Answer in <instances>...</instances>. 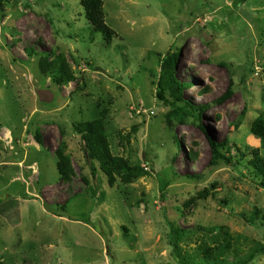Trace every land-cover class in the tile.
<instances>
[{"label":"rangeland","instance_id":"1","mask_svg":"<svg viewBox=\"0 0 264 264\" xmlns=\"http://www.w3.org/2000/svg\"><path fill=\"white\" fill-rule=\"evenodd\" d=\"M81 1L0 0V264H178L171 243L185 264L203 249L249 259L264 246V140L251 133L264 0H101L110 40ZM176 53L183 102L201 114L157 97ZM99 118L125 166L112 184L77 130ZM210 142L224 145L213 164Z\"/></svg>","mask_w":264,"mask_h":264},{"label":"trees","instance_id":"2","mask_svg":"<svg viewBox=\"0 0 264 264\" xmlns=\"http://www.w3.org/2000/svg\"><path fill=\"white\" fill-rule=\"evenodd\" d=\"M81 4L85 10V18L91 23L94 27L95 32L102 33L105 35L107 40H110V31L104 25L102 20V1L101 0H82ZM178 60V53L173 55H167L164 57L161 70H162V79L160 78V82L158 84L157 97L160 100H166L164 97V92L168 89L172 102L169 104L174 108V112L187 114V107H191L192 111H197L196 113L201 114L206 109L205 106H192L190 104L184 103L183 101V92L186 88L190 86L188 82H179L173 74V70L176 66ZM230 95V92H228ZM182 104V105H180ZM78 132L85 135L87 139V143L92 154V157L98 161L101 170L106 175L108 181L112 184L114 180V174L125 169V166H121V163L116 158H113L110 154L107 136L104 130L103 120L101 118L96 119L91 122H85L78 126ZM251 133L264 140V118L259 117L255 120L252 125ZM223 144H218L216 142H210V148L212 151L211 163L213 164L219 159H222V155L220 154L219 148L223 147ZM62 158V157H60ZM255 168H257L262 174L263 178L260 182V186L264 190V162L260 159H256ZM62 161V159H61ZM127 173L131 174V169L126 168ZM86 182V181H85ZM94 196V193H92ZM163 198V197H162ZM245 218V217H244ZM251 220V219H250ZM251 222V221H247ZM171 233L174 238V242L179 240L182 231L179 229H175L171 227ZM173 247V254L178 264H185L180 260L178 255V248L176 243H171ZM202 249V248H200ZM264 253V246L257 249L250 257L246 260H236L231 263L226 262L225 259L215 257L210 259L211 254H209L205 249L202 250L200 260V264H248L253 258L254 254Z\"/></svg>","mask_w":264,"mask_h":264}]
</instances>
